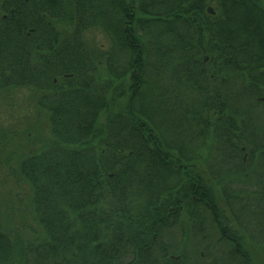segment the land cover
Instances as JSON below:
<instances>
[{"label": "trees", "instance_id": "1", "mask_svg": "<svg viewBox=\"0 0 264 264\" xmlns=\"http://www.w3.org/2000/svg\"><path fill=\"white\" fill-rule=\"evenodd\" d=\"M261 1L68 0L65 15L52 9L48 17L71 26L68 60L59 69L69 77L60 86L36 77L31 43L54 40L56 33L29 22L35 16L0 20V90L45 88L34 92L51 136L18 164L46 236L22 250L24 262L17 263L15 244L0 229V264L164 263L161 202L193 198V161L205 145L193 141L201 135L197 125L212 120L205 114L227 112L224 122L242 128L232 106L240 96L258 103L264 95L256 92L264 91ZM90 29L103 32L106 48L84 44ZM191 93L188 107L183 100ZM167 128L175 138L163 137ZM263 134L256 142L212 144L231 162L242 147L259 150L264 172ZM221 225L228 255L254 264L238 232Z\"/></svg>", "mask_w": 264, "mask_h": 264}, {"label": "rangeland", "instance_id": "2", "mask_svg": "<svg viewBox=\"0 0 264 264\" xmlns=\"http://www.w3.org/2000/svg\"><path fill=\"white\" fill-rule=\"evenodd\" d=\"M261 5L264 7V0L261 1ZM208 7L214 9L212 5ZM59 26H64L62 30L67 31L71 27L68 21ZM83 41L94 50L108 46L106 36L99 29L86 31ZM100 66L99 72L102 70ZM183 92L181 91V95ZM36 95L34 91L25 88L0 90V229L14 242L17 263L23 259L22 250L25 251L27 246H35L46 236L31 204V187L18 173V164L22 158L42 149L51 141L47 114L38 107ZM192 97L193 93L186 96V99L184 97L183 102L187 103L188 107L192 106L190 103ZM252 100L240 96L238 103L232 108L238 110L236 113L243 124L242 129L244 128L248 136L245 140L256 142L261 140L260 136L264 129V109L261 108L263 103H254ZM256 112L260 113V126L255 122ZM107 115L106 111L101 114L100 125L105 123ZM163 137L175 138L169 128ZM245 140L242 138L241 141ZM193 141L197 142L196 139ZM212 143L216 142L206 141L197 151V154H200L199 167L208 170L211 168L210 163L219 164L218 167L221 169L218 177L224 176L225 190L215 189L214 193L226 201L229 225L232 230L238 232L254 264H264V172L260 171L259 150L248 152L242 150L233 158L235 160H232L234 162L232 164L230 160L217 155L219 152L214 150ZM249 146L251 144H246L248 149L251 148ZM243 152L248 154L244 163L241 161ZM260 190L263 191L262 195ZM230 217H233V220ZM191 222L173 227L164 236L166 238L164 241L171 248L172 254L181 255L179 263L240 264L237 257L228 255L230 244L219 239L220 234L212 220L205 219L202 223L203 229L199 232L193 231ZM30 254L27 253L26 256ZM164 258H160L162 262Z\"/></svg>", "mask_w": 264, "mask_h": 264}, {"label": "flooded vegetation", "instance_id": "3", "mask_svg": "<svg viewBox=\"0 0 264 264\" xmlns=\"http://www.w3.org/2000/svg\"><path fill=\"white\" fill-rule=\"evenodd\" d=\"M52 9L65 15L68 10V0H0V20L6 19L8 14L30 17L35 16V18L29 22L36 24V26H38L40 29L48 28L49 30H52L56 33L54 36L57 38L54 40L37 39L32 40L31 43L33 45V54L36 59V77L50 78L52 85L60 86V82L69 77L68 73H59L60 64L68 60L69 41L66 39V34H68V31L62 30L64 26L61 27L59 25L68 20L64 18L49 19V11ZM127 9L130 10L131 7L128 5ZM123 22L124 28L127 29L128 20L124 19ZM28 31L32 32L33 28H29ZM59 33L63 37L62 39L58 38ZM53 69H55L54 71H57L56 74L53 73ZM32 90L46 91L45 88H34ZM59 90L60 89H58V91ZM48 91L53 90L51 88ZM256 92L257 94H261L262 92L264 93V91ZM257 99L263 103L261 108L264 109V95L258 96ZM224 107L229 110L228 105ZM258 112H260L259 109ZM260 113H255V122L257 126L261 125ZM205 115L212 116V120L207 123L206 127L197 125V127L202 128L200 131L201 135L197 134L195 136L197 141L235 142L237 140L241 141L242 138L244 140L246 139L247 135L244 131V128H240V126H238L236 123L224 122V120L230 118L227 112H213L211 114L209 113ZM258 138L260 139L259 136ZM198 155L200 154H195L193 161V198L191 200H163L161 202V214L159 218L160 227L158 232L163 247L162 249H158V253L159 256L165 257L163 264H175L173 263L174 261L180 260L181 255H173L171 248L168 247L167 242L164 241V239H166L164 236L173 227L178 225L181 226L183 223L192 221L191 223H193V231L197 232L198 230L199 232V230L203 229L202 223L206 219L210 221L212 220L217 227V231L219 232V229L222 230L223 228L221 223H229V220L227 219L228 215L226 201L222 200L221 196L219 198L217 194L214 193L215 189L220 190V188H222L223 190L225 184V178H223L224 176L218 177L221 168L218 167V163H210L211 168H208V170L205 168V170H203L199 167L200 162H198ZM217 155L223 156L225 154L219 153ZM241 159V161L244 163L247 159V153L243 152ZM216 177L218 178L216 179ZM242 178H244L243 174ZM182 220L186 221L183 222ZM228 227H230V225ZM221 235L225 236L226 234L222 232ZM154 238L155 235L153 236V239ZM193 254H195V250H193Z\"/></svg>", "mask_w": 264, "mask_h": 264}, {"label": "water", "instance_id": "4", "mask_svg": "<svg viewBox=\"0 0 264 264\" xmlns=\"http://www.w3.org/2000/svg\"><path fill=\"white\" fill-rule=\"evenodd\" d=\"M206 11L208 12V13H210V14H213V9L211 8V7H208L207 9H206Z\"/></svg>", "mask_w": 264, "mask_h": 264}]
</instances>
